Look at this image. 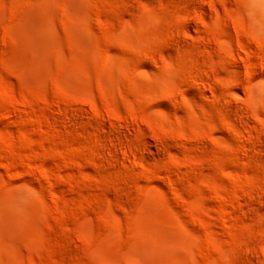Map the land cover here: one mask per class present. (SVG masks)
<instances>
[{
  "label": "rangeland",
  "instance_id": "374dc122",
  "mask_svg": "<svg viewBox=\"0 0 264 264\" xmlns=\"http://www.w3.org/2000/svg\"><path fill=\"white\" fill-rule=\"evenodd\" d=\"M255 7L0 0V264H264Z\"/></svg>",
  "mask_w": 264,
  "mask_h": 264
},
{
  "label": "bare ground",
  "instance_id": "6f19581e",
  "mask_svg": "<svg viewBox=\"0 0 264 264\" xmlns=\"http://www.w3.org/2000/svg\"><path fill=\"white\" fill-rule=\"evenodd\" d=\"M255 2H256L255 10L260 15L259 18L262 20V23L264 24V0H255Z\"/></svg>",
  "mask_w": 264,
  "mask_h": 264
}]
</instances>
